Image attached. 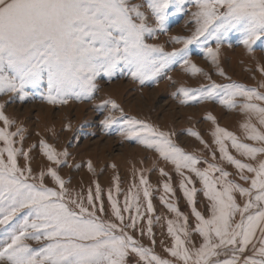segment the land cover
Here are the masks:
<instances>
[{
	"label": "snow or ice",
	"instance_id": "snow-or-ice-1",
	"mask_svg": "<svg viewBox=\"0 0 264 264\" xmlns=\"http://www.w3.org/2000/svg\"><path fill=\"white\" fill-rule=\"evenodd\" d=\"M194 3V32L173 37L183 47L165 52L160 45L146 40L157 30H166V21L173 10H184L182 0H0V94L15 93L23 99L26 88L38 87L46 81L45 98L49 103H67L68 98L90 99L97 88L98 75L111 77L125 67L141 83L177 60H183L193 72L202 71L184 59L192 44L215 41V48H207V55L214 63L221 43L233 32L241 35V43L249 52L258 43L264 47V0H194ZM259 68L264 73V65ZM220 71L223 75V70ZM260 87L264 88V84ZM180 92L186 98L184 103L220 98L229 107H236V97H242L240 110L247 115L242 127L247 139L256 142H242L219 125L213 132L221 159L235 165L241 180L250 181L245 187L229 179L231 174L218 164L208 163L204 169L197 167L200 159L174 145L168 133L145 121L134 117L124 119L121 115L122 134L155 148L160 156L171 160L183 177L180 187L197 220L192 231L202 237L198 247L189 246L188 217L164 197L161 200L177 215L176 220L167 221L168 233L174 241L167 251L174 260L161 258L151 248L139 245L125 230L135 228L137 219L143 218L139 191L132 194L130 190L123 210L109 191L112 212L119 221L116 222L97 215V211H104L102 203L99 208L94 203V199H100L99 184L95 197L89 190L88 206H85L82 198L66 199L64 181L52 168L47 171L60 191L44 185V172L40 173L39 183L29 182L31 168L18 166L16 154L21 150L13 147L12 138L22 129L7 131L12 121L0 104V120L5 125L0 128V141L5 144L0 148V233L3 235L0 264H126L129 252L138 254L145 264H264V159L257 164L244 162L229 152L226 143L230 141L232 148L250 160L264 154V92L237 82L222 85L212 82L195 90L181 88ZM191 92H199L200 96ZM108 104L112 109L119 108L115 101L101 102V106ZM208 119L215 122L211 114ZM102 123L109 126L118 120L109 114ZM192 135L199 136L196 132ZM41 144L49 160L61 163L51 145L43 141ZM23 155L27 157L28 153ZM62 155L66 156L67 152ZM184 169L201 180L204 196L210 201V216L205 217L196 209L198 190ZM160 171L168 175L163 169ZM140 185L144 186L146 211L152 213L150 186L143 175ZM163 187L166 193L174 195L169 183ZM116 190L119 191L118 185ZM237 194L244 198L243 204L237 202ZM133 209L131 223L125 224L122 211ZM152 223L149 217V234ZM29 240L37 241L38 246L34 247Z\"/></svg>",
	"mask_w": 264,
	"mask_h": 264
},
{
	"label": "rangeland",
	"instance_id": "rangeland-1",
	"mask_svg": "<svg viewBox=\"0 0 264 264\" xmlns=\"http://www.w3.org/2000/svg\"><path fill=\"white\" fill-rule=\"evenodd\" d=\"M182 2L184 10L179 12L173 10V14H170L166 21V30L154 32L147 38V43L160 45L165 52L183 47L182 42L172 38L189 36L194 32L196 24L192 19V13L196 11V5L194 0H182ZM241 40L242 37L238 32L230 33L221 43L215 63L207 55L208 47H216L215 41L189 45L184 59L190 60L202 69L200 72L191 71L190 66L185 65L183 60H177L150 76L144 83L134 79L126 67L118 70L111 77L102 73L96 77L97 88L90 99L68 98L67 103H49L45 98L46 81L38 87L26 88L23 99L15 93L0 94V104L4 105L3 112L12 121L7 126V131L16 132L18 128L22 129L12 138L13 147L21 150L16 154L18 166L31 168L29 182L39 183L40 173L44 172V185L60 191L55 178L47 171L49 168L54 169L64 181L66 199L82 198L85 206H88L89 190L95 197L96 186L99 184L100 199H94V203L97 208L101 203L103 204L104 211H97V215L105 220L116 221L108 198L109 191L118 200L122 210L130 190L132 194L139 191L140 211L143 213V218L137 219L135 228L129 227L125 230L139 245L151 248L161 258L174 260L175 258L167 251L174 242L173 237L168 233L167 221L176 220L177 215L161 200V197H164V200L176 205L180 213L188 217L189 246L198 247L202 243V237L192 231L197 220L192 214V205L189 204L180 187L183 177L177 172L171 160L160 156L155 148H149L136 138H128L122 134L123 120L120 117L121 115L124 119L134 117L159 131L168 133L174 145L200 159L197 167L204 169L208 167V163L218 164L231 174L229 179L245 187L249 186L250 181L240 179L235 165L221 159L219 147L215 144L213 136L216 126L219 125L234 133L242 142L256 143L247 139L245 129L242 127L247 120L246 113L240 110L243 98L236 97V107L222 104L220 98L188 100L184 103L182 101L186 98L180 92L181 88L195 90L212 82L220 85L237 82L264 92V88L260 87L264 84V73L259 68L264 65V47L258 43L254 46V51L249 52ZM190 94L200 96L199 92ZM105 100L115 101L119 108L112 109L111 104L101 106V102ZM109 114L116 117L118 123L105 126L102 121ZM209 114L215 117V122L208 119ZM253 122H256L255 118ZM4 127V122L0 120V128ZM192 132L198 133L199 136L192 135ZM41 141L56 150L57 158L61 163L57 164L48 159ZM226 143L229 152L244 162L257 164L259 160L264 159V154H258L256 160H250L232 148L230 141ZM4 147V142L0 141V148ZM23 152H27L28 156L25 157ZM64 152H67L66 156L62 155ZM4 158L7 159L6 152ZM161 169L168 175H162ZM183 171L191 176L198 190L195 195L196 209L205 217L210 216V201L204 196L201 180L187 169ZM25 175L29 174L25 172ZM142 175L147 178L150 186L154 207L152 213L146 211V201L142 195L144 186L140 185ZM215 175L219 176V173ZM245 175L253 174L245 172ZM166 182L173 188L174 195L165 192L163 185ZM133 185L137 187L134 188ZM237 202L241 204L244 202V198L239 194H237ZM122 215L124 223L129 224L131 223L129 217L135 215V210L122 211ZM149 217L153 221L151 234L147 231ZM2 239L3 235L0 233V240ZM28 243L34 247L38 246V242L34 240H29ZM126 264H145V262L138 254L129 252Z\"/></svg>",
	"mask_w": 264,
	"mask_h": 264
}]
</instances>
